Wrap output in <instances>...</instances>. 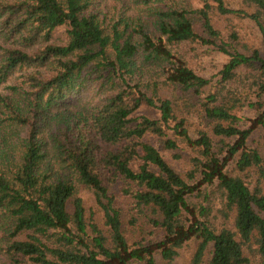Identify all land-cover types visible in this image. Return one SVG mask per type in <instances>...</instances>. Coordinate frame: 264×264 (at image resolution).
Here are the masks:
<instances>
[{
    "label": "trees",
    "instance_id": "1",
    "mask_svg": "<svg viewBox=\"0 0 264 264\" xmlns=\"http://www.w3.org/2000/svg\"><path fill=\"white\" fill-rule=\"evenodd\" d=\"M102 1L0 0V264H264V0Z\"/></svg>",
    "mask_w": 264,
    "mask_h": 264
},
{
    "label": "rangeland",
    "instance_id": "2",
    "mask_svg": "<svg viewBox=\"0 0 264 264\" xmlns=\"http://www.w3.org/2000/svg\"><path fill=\"white\" fill-rule=\"evenodd\" d=\"M113 6H114V4L112 3V0H107L106 3H103V1L101 3H99L97 8L100 11L101 16L103 15V17H106V20L110 21L114 17H116L117 14H119L118 8L114 9ZM131 13H133V10L131 11ZM243 30H245L244 27H243ZM246 30H248V29H246ZM57 37L62 39V30L57 33ZM221 60L222 59H220V58L219 59H217V58L212 59L210 64H206V66L205 67L203 66V67H204V69H206L207 73H211L215 68V67L213 68V66H216L217 64H219L221 62ZM210 65H211V67H209ZM0 93H2V89H0ZM142 113L149 115L151 117H156L155 111L144 110V111H142ZM245 115H247V117L251 116V114L249 112L246 113ZM194 125H196V124H194ZM259 135H261V130L257 129L249 137L247 145L250 147H255V141L257 140ZM153 145L157 149H159L158 144L153 143ZM160 151H162L164 157L172 165V167L175 171H177L180 174H184L187 171V164H186L185 160H183V159L174 160L172 158V152H169L166 150H161V149H160ZM117 191H118L117 185H115L114 187H112L110 189V193H113L115 196L117 195ZM78 196L82 199V202H83L82 205H83V207H85L86 215H87L88 209L90 207H92L93 203H94L93 191L90 189H87V190L86 189H79ZM117 201H118L119 206L123 210H126L127 201L125 199H121L120 197H118ZM125 219L128 220V218H125ZM124 227L126 228L127 239L129 240L130 243H136V242H140V241L147 243L150 241H157L161 238V233L155 229H152L142 219L137 220V222L135 223V226L125 225ZM193 252H194V244L191 243V244L185 246L179 252V256L174 261V264H190V260H191Z\"/></svg>",
    "mask_w": 264,
    "mask_h": 264
}]
</instances>
